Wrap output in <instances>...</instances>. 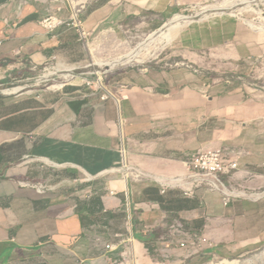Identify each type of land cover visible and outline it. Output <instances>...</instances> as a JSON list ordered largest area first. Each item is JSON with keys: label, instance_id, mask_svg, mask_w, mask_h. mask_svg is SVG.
Returning a JSON list of instances; mask_svg holds the SVG:
<instances>
[{"label": "crops", "instance_id": "obj_1", "mask_svg": "<svg viewBox=\"0 0 264 264\" xmlns=\"http://www.w3.org/2000/svg\"><path fill=\"white\" fill-rule=\"evenodd\" d=\"M184 2L89 0L81 27L63 14L67 24L47 28L55 3L0 0V264H113L121 247L104 244L126 235L137 238L143 264H207L264 248L259 148L240 158L234 179L224 176L247 195L226 205L217 190L185 193L199 149L245 146L230 120L243 122L246 106L229 103L231 92L200 88L189 68L127 72L107 99L80 77L22 91L41 69L84 67L92 36L158 29ZM175 222L195 235L191 256L171 231Z\"/></svg>", "mask_w": 264, "mask_h": 264}, {"label": "rangeland", "instance_id": "obj_2", "mask_svg": "<svg viewBox=\"0 0 264 264\" xmlns=\"http://www.w3.org/2000/svg\"><path fill=\"white\" fill-rule=\"evenodd\" d=\"M74 1L53 2L62 7V11L59 12L57 7L47 18L67 14L68 18L78 15L82 19L89 0ZM119 1L142 5L149 0ZM180 7V11L164 20L162 27L178 14L191 17L192 23L176 31L170 40L152 45L144 42L162 27L135 37L94 35L88 40L91 56L84 67L73 72L60 71L56 67L41 69L34 80L22 84V91L32 90L35 86L57 89L80 77L99 86L102 83L117 93L119 84L130 80L127 72L138 73L147 68H189L197 74L200 88L225 95L231 92L227 97L229 103L239 102L246 106L243 122L230 120L232 130L242 134L241 141L245 146L238 149L225 147L228 156L238 158L241 168L240 158L257 147L264 159V0H185ZM133 51H139V56L127 60V55ZM113 62L117 63L111 67ZM7 88L5 92H13L16 87ZM252 111L256 116L250 121L249 112ZM258 135L263 141H256ZM224 260L231 261L229 264H264V248L242 258H220L207 264H222Z\"/></svg>", "mask_w": 264, "mask_h": 264}, {"label": "built area", "instance_id": "obj_3", "mask_svg": "<svg viewBox=\"0 0 264 264\" xmlns=\"http://www.w3.org/2000/svg\"><path fill=\"white\" fill-rule=\"evenodd\" d=\"M51 1L56 2L57 0ZM58 11L61 12L62 7H58ZM68 21L78 27H81L83 23L82 20L79 19L78 15L76 18L74 15H71ZM68 21L67 18L62 16H51L45 19L43 26H46L47 28H54L62 24H67ZM85 83L94 90H103V99L115 96L114 93L105 87L101 82V85L99 86V84L97 85L94 81L86 78ZM188 163L190 167V182L192 183V186L185 189V193L187 195H194L196 188L206 187L210 190L220 191L223 195L224 203L229 205L235 198L248 194L245 189L229 186L224 180V176L234 179L236 172L240 169L239 159L229 157L225 147L219 144H207L194 153L190 157ZM44 188L45 187L43 186L40 187L41 190ZM259 194L260 193L258 192L256 193V195ZM92 195V191H89L88 197H91ZM171 231L176 236L180 237L178 244L182 248L186 249V256H191L195 252L197 244L195 235L187 231L179 222L173 223ZM97 240L102 242V239L100 238ZM104 245L107 250H113L116 247H121L120 260H112L111 257H109L113 264H143L144 254L138 246L137 238L134 236H123L118 246L110 243H105Z\"/></svg>", "mask_w": 264, "mask_h": 264}, {"label": "bare ground", "instance_id": "obj_4", "mask_svg": "<svg viewBox=\"0 0 264 264\" xmlns=\"http://www.w3.org/2000/svg\"><path fill=\"white\" fill-rule=\"evenodd\" d=\"M70 1L72 3H75V1L73 2V0H70ZM190 23H192L191 22V17L178 14L173 19H171L170 22L165 24V26H163L162 28H160L159 30L155 31L150 36H148V38L144 42L147 45H152V44H155V43H158V42H164L166 40H170L172 37L175 36V32L176 31L182 29L183 27L187 26ZM139 54H140L139 51H133L132 53L127 55V60H132V59H135V58L137 59ZM117 62L110 63V66L111 67L115 66ZM47 76H49V74ZM13 90L14 91H18L19 88L16 87ZM222 264H229V263L228 262H226V263L224 262Z\"/></svg>", "mask_w": 264, "mask_h": 264}]
</instances>
